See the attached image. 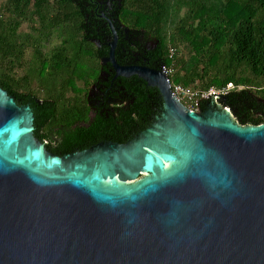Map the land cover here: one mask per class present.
<instances>
[{
    "label": "water",
    "instance_id": "obj_1",
    "mask_svg": "<svg viewBox=\"0 0 264 264\" xmlns=\"http://www.w3.org/2000/svg\"><path fill=\"white\" fill-rule=\"evenodd\" d=\"M108 21L102 62L158 88L161 112L127 143L59 156L0 87V264H264V124L220 97L191 110L163 65L119 63Z\"/></svg>",
    "mask_w": 264,
    "mask_h": 264
},
{
    "label": "trees",
    "instance_id": "obj_2",
    "mask_svg": "<svg viewBox=\"0 0 264 264\" xmlns=\"http://www.w3.org/2000/svg\"><path fill=\"white\" fill-rule=\"evenodd\" d=\"M95 1L0 0V87L31 105L39 127L47 123L56 152L125 127L140 132L154 107H163L159 89L137 75L116 81L114 96L126 105L115 114L89 104L113 38ZM116 6L114 26L129 29L118 31L119 63L173 66L175 83L199 90L232 83L216 103L231 108L241 125L264 124V0H121ZM24 24L29 31L21 32ZM80 121L89 126L74 128Z\"/></svg>",
    "mask_w": 264,
    "mask_h": 264
},
{
    "label": "flooded vegetation",
    "instance_id": "obj_3",
    "mask_svg": "<svg viewBox=\"0 0 264 264\" xmlns=\"http://www.w3.org/2000/svg\"><path fill=\"white\" fill-rule=\"evenodd\" d=\"M121 0H97L95 1V11H100V13H98L104 20H106L108 23V19L110 20H116L117 17V6L116 3L120 4ZM118 31L120 29H124V31L126 32V28L124 27L123 24H119L118 26ZM102 65H104V67H107V71L106 72H102L101 75L103 77H101V82L97 81L96 83L92 84L90 90H89V104H91V106H93V108L95 109H99L101 108V110H106L107 114L109 113H113L115 114L116 111V107H118V105L122 106V105H126L124 103V101L122 102L120 98H115L114 94H115V90L114 88L116 87V81L122 82V78L120 77H111L110 75L112 73H115V69L113 67V65L108 61L103 63ZM93 91V93H92ZM15 98V97H14ZM16 102L18 105L20 106H24L26 105V103H22L19 99H16ZM39 101V100H38ZM40 103V101H39ZM211 102H207V104L205 105V108L202 109L203 111H207L209 110L212 106L210 105ZM30 105V104H29ZM31 106V105H30ZM33 109V108H32ZM161 109H159L158 107H154V112L150 117V121H149V125H147L143 130H145L147 127H149L151 125V123L154 121V119L156 118L157 115H159ZM120 111V110H119ZM34 112V109H33ZM35 115V112H34ZM95 115L94 111H91L89 116V123L92 120V117ZM47 123L43 124L42 127H39L36 124V115L33 121V126H34V130H33V136L39 140L40 142H42L43 146L45 147V149L47 151H49L50 153L59 155V156H64L66 154H72L75 152H80V151H84L87 149L92 148L95 145L98 144H105V143H119V144H124L127 143L128 141H130L137 133H139L138 131H136V129L132 130V133L130 130H128L127 127L123 128L121 131H119V133H115V134H108V135H104V138H101L99 140L96 141H86L84 143H80L82 145L87 144L85 147H80V145H75V149L74 151H70L67 153L64 152H56L53 150V146L56 145L55 140L57 138L55 137H51L50 135L47 134V131L45 130V128ZM79 125L80 127L85 126L88 127L89 124L84 122V121H80L78 123H76L74 126V128ZM43 128V129H42ZM107 183V181H105Z\"/></svg>",
    "mask_w": 264,
    "mask_h": 264
},
{
    "label": "built area",
    "instance_id": "obj_4",
    "mask_svg": "<svg viewBox=\"0 0 264 264\" xmlns=\"http://www.w3.org/2000/svg\"><path fill=\"white\" fill-rule=\"evenodd\" d=\"M176 50L170 48V56L173 57ZM164 73L169 77L170 87L173 93L191 110L200 111L202 102H216L222 95H226L234 88L233 84L230 83L224 88H210L209 90H199L191 86H185L180 83H175L171 77L174 73V67L164 64ZM228 108V107H227Z\"/></svg>",
    "mask_w": 264,
    "mask_h": 264
},
{
    "label": "rangeland",
    "instance_id": "obj_5",
    "mask_svg": "<svg viewBox=\"0 0 264 264\" xmlns=\"http://www.w3.org/2000/svg\"><path fill=\"white\" fill-rule=\"evenodd\" d=\"M8 0H1V2H3V3H6ZM24 31H29V26L27 25V24H24L23 26H22V28H21V32H24ZM93 92V91H92ZM215 102H211V106L214 104ZM226 109H227V107H226ZM202 110V109H201ZM231 117L232 118H234L236 121H237V119H236V117H235V115L234 114H231Z\"/></svg>",
    "mask_w": 264,
    "mask_h": 264
}]
</instances>
